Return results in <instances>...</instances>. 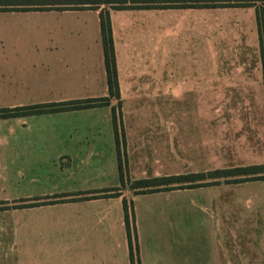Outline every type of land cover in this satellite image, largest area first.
<instances>
[{
  "label": "crops",
  "instance_id": "crops-1",
  "mask_svg": "<svg viewBox=\"0 0 264 264\" xmlns=\"http://www.w3.org/2000/svg\"><path fill=\"white\" fill-rule=\"evenodd\" d=\"M206 1L194 0L192 4L190 1L178 2L177 4L186 5H180L181 7L174 5V7L165 8L111 9L107 5H101L98 9L0 10V13L12 15L48 12L53 15L59 13L60 15H74L75 17L73 22L56 21L55 26L60 28L61 33L47 36V44L44 47L48 58L46 65L48 70L53 69L55 71L59 68L57 65H61V58H67L63 64L65 67H69L66 83H53L47 88L39 89L24 87L23 89H8V99L0 98V110L2 108H26L73 99L108 98L107 104L85 109L0 117V156L12 157L17 163L20 161V156L25 157L32 154L55 156L52 160L53 163L56 158H64L61 164L54 163V168L68 177L75 175L81 168L74 159L76 155L94 156L102 154L103 150L106 149L107 152L115 154L117 157L112 107L116 108L118 121L121 120L124 101L133 89L132 81L139 80L145 75L148 78L150 76V79H147L153 82L152 73L156 70L151 68L146 72H137L138 70L129 71L122 68L118 34L124 31L120 38L126 39L123 44L128 43L131 34H128L126 29L128 28V32L130 29H135V23L138 21L127 20L130 15L121 14L124 15V21H120L122 24L119 27L116 25L113 12L133 11V19L136 18L135 12L147 10L175 11L184 13L183 15L191 14L194 16H196L195 13H198L199 19L190 23L195 28L194 37H198L197 42L201 43V36L203 35L205 44L207 20L204 17L201 21L200 12L202 10L231 11L230 16L235 18L243 15L242 10L253 11L252 24L255 22V26L251 30L255 53L254 51L245 53V51L238 49L223 58L218 52V59L229 60L230 64L225 67L218 66L217 71L209 73L215 75V78L211 79L210 82H207L206 68L203 70L199 68L197 72L184 74L181 80L186 81L187 75H189L188 80L192 81L190 78L193 76L194 81H196L198 74V80L200 84L202 83L204 94L203 105L206 104L205 96L210 83L213 89H218V107L247 108L255 106L257 102L258 105L263 106V66L257 30V9L260 7L258 6L260 2L248 6L205 7L200 5ZM107 8L109 9L114 43L118 97L109 93L100 32L99 13L102 9ZM89 12H94L95 15L91 21L88 17L83 18ZM224 26L226 25L218 21V31ZM63 27H67V35L62 34ZM254 28L257 31L256 44ZM152 33L151 30L150 39H152ZM166 34L168 37L177 35L174 27L167 30ZM220 36H218V50L222 43ZM193 42H196L195 39ZM75 58H80L78 64H75L77 61L73 60ZM179 74L181 71L173 69L167 72L168 83L166 85L168 91L174 90L175 75L178 76ZM137 75L141 77L137 79ZM153 85L158 90L157 83L155 82ZM16 91L21 92L19 94ZM251 119H253L252 116L246 114L218 115V168H205L202 169L203 171L264 164L262 161H254L256 156L253 137L249 138L246 135L247 132L243 134L245 127L243 123L248 124ZM122 136L123 133L119 131V140ZM232 154H242L243 160L252 159V162L246 164L233 163L234 158L230 157ZM257 157L261 158V156ZM23 160L26 162L28 157ZM98 168L89 170L91 172L95 170L97 175L103 172ZM233 178L237 177L218 178V190L223 188L225 194H218V201L216 197L208 198L209 201L215 199L218 202V209L222 204H237L239 209L243 208L244 210L249 209V207L254 209L252 205L255 204L257 211L249 210L250 212H246V214L252 215L253 221L255 220L253 217L255 213L259 216H257V221L251 224L246 223L248 218L245 216L239 217L245 220L242 227L232 223L229 227L230 243L225 246H220L218 243L191 245L187 241L188 236L184 234L172 237L165 244L161 242L159 233L155 230V220L165 216V212L160 210L161 207L157 205L156 201L191 202L190 197L177 193H180L181 190H191L197 187L134 193L128 189L126 182L118 181L111 184L102 182L98 185L84 186L81 189L75 184H69L62 189L57 183L51 181H47L45 185L39 183L33 187L26 186L27 191L0 201L2 207L0 211L12 213L15 218L8 229L10 244L7 245V249H0V252H11L13 259L7 260L4 254L0 253V264H131L123 199H126L128 203L131 201L129 223L137 235L139 264H264V179L233 182L231 181ZM216 186L217 184L211 187ZM108 188L122 189L118 190L120 195L114 197H97L16 207L20 203L53 198H70L78 196L79 193L88 195L89 192ZM137 200L145 201L144 209L138 208L135 204ZM177 208L180 207L173 206L170 211L173 212ZM201 208L206 209V206L201 205ZM130 209H133V214ZM262 209L263 211H261ZM243 241L244 243H242Z\"/></svg>",
  "mask_w": 264,
  "mask_h": 264
},
{
  "label": "rangeland",
  "instance_id": "rangeland-1",
  "mask_svg": "<svg viewBox=\"0 0 264 264\" xmlns=\"http://www.w3.org/2000/svg\"><path fill=\"white\" fill-rule=\"evenodd\" d=\"M261 5V2L258 3V6ZM242 11L243 15L235 18L230 16L231 11L202 10L200 19L203 21L205 17L207 20L205 44L203 35L201 43L197 42L198 37H194L195 28L190 23L199 19L198 13L194 16L175 11L147 10L135 12L136 18L133 19V11L113 12L116 25L119 27L122 24L120 21H124V15L121 14L130 15L127 20L138 21L135 23V29L129 28V32L128 28L126 29L127 33L131 34L128 43L123 44L126 39L120 38L124 31L118 34L122 68L129 71L138 70L137 72H146L151 68L156 70L152 73L153 82L148 80L150 76L148 78L145 75L139 80H133V89L124 101L122 119H119V130L123 133L119 146L121 174L118 156L110 154L106 149L102 154L94 156L76 155L74 159L81 168L75 175L69 177L54 168V163L61 164L64 158H56L53 163L55 156L32 154L20 156V161L17 163L12 157L0 156V201L27 191L26 186L33 187L39 183L45 185L47 181L57 183L62 189L69 184H75L81 189L102 182L111 184L124 181L128 184V189L135 192L130 185L138 179L206 172L202 169L218 168V115L252 116L253 119L248 124L243 123L245 126L243 134L247 132L249 138L253 137L256 156L254 161L264 162V105L260 106L257 102L255 106L247 108L218 107V89H213L210 83L205 96L206 104L203 105L204 94L198 74L196 81L193 76L190 78L192 81L188 80L189 75L186 81L181 80L184 74L206 68L207 82H210L215 75L209 73L217 71L218 66L225 67L230 64L229 60H219V54L226 58L228 54L238 49L245 53L253 51L255 53L251 30L255 26V22L252 24L253 11ZM56 14L0 13V98L8 99V89H23V87L39 89L47 88L53 83H66L69 67L63 64L67 58L60 57L61 63H58L61 65H57L59 68L55 71L48 70L46 68L48 58L44 47L47 44V36L61 33L60 28L55 26L56 21L73 22L75 17ZM93 16H95L94 12H89L83 18L88 17L91 21V18H95ZM218 21L226 25L219 28V31ZM173 27L177 35L168 37L166 31ZM254 29L256 44L257 31L256 28ZM151 30L152 39H150ZM67 32V27H63L62 34L67 35ZM219 35L220 38L222 37V43L218 50ZM194 45L195 47H192ZM73 60H77L75 64H78L80 58ZM172 69L181 71V74L175 75L174 90L168 91L167 72ZM138 77L141 76L137 75V79ZM155 82L158 90L153 85ZM26 157L28 160L25 162L23 159ZM230 157L234 158L233 163L252 162V159L243 160L242 154H232ZM97 167L103 172L96 175L95 170L93 172L89 170ZM244 176L250 178L254 175ZM217 180L218 178L207 179L206 182L214 184L193 187L195 189L181 190L177 193L190 197L191 202L156 201L161 207L160 210L165 212V216L157 218L154 222L162 243L167 244L172 237L184 234L188 236L187 241L191 245L218 243L220 246H225L230 243L229 227L232 223L240 227L245 224V220L239 217L245 216L248 218L246 223L250 224L257 221L259 215L256 213L253 215L254 221L252 215L246 214L250 212L249 210L257 211L255 204L252 205L254 209L251 207L246 210L239 209L237 204H222L218 209V202L215 199L209 201L208 198L213 197L218 201V194H225L223 188L218 190ZM215 184L216 187H211ZM135 204L142 210L145 201L137 200ZM128 205H131V201ZM201 205L206 206V209H202ZM173 206L180 208L172 212L170 210ZM14 221L12 213L0 211L1 250L7 249V245L10 244L8 229ZM0 253L4 254L7 260L13 259L11 252Z\"/></svg>",
  "mask_w": 264,
  "mask_h": 264
},
{
  "label": "trees",
  "instance_id": "trees-1",
  "mask_svg": "<svg viewBox=\"0 0 264 264\" xmlns=\"http://www.w3.org/2000/svg\"><path fill=\"white\" fill-rule=\"evenodd\" d=\"M194 0H0L1 11H27V10H66V9H98L101 5H107L111 9L126 8H150V7H174L178 2ZM176 2V4H173ZM256 2L262 5L257 9V30L260 41V53L262 57L263 79H264V0H207L201 3L205 7H226V6H248ZM190 4V3H189ZM181 7V6H180ZM100 32L104 51V63L107 73V81L110 95L118 97V81L115 63L114 43L112 38L111 23L109 9L100 11ZM108 103L107 97L83 98L61 101L56 103H46L39 106H31L26 108H2L0 117H9L16 115H26L33 113H52L59 111H67L74 109H85L89 107L99 106ZM113 124L117 146V156L119 161V169L121 174V156L119 152V121L116 115V108L112 107ZM254 175L249 176L244 175ZM237 177L231 179L233 182L246 181L251 179H264V164L239 166L231 169H215L206 172H192L187 174H175L154 178H142L131 182L130 188L135 189L134 193H146L159 190H168L176 188H193L199 186H209L214 183L206 182L207 179ZM123 180V178H121ZM218 181V180H217ZM124 181H122L123 183ZM120 188H108L104 190L92 191L88 195L77 194L78 196L70 198L49 199L43 201H35L30 203H20L16 207L37 206L42 204H52L56 202H65L72 200H83L97 197H114L119 196ZM56 197V196H54ZM0 208H2L0 206ZM123 208L125 212L127 237L129 244V255L131 264H139L138 244L135 229H132L129 223V208L127 200L123 199ZM131 210V209H130Z\"/></svg>",
  "mask_w": 264,
  "mask_h": 264
}]
</instances>
